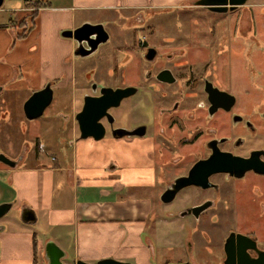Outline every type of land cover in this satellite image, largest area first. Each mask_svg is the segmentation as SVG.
<instances>
[{
	"label": "crops",
	"instance_id": "0c3cea01",
	"mask_svg": "<svg viewBox=\"0 0 264 264\" xmlns=\"http://www.w3.org/2000/svg\"><path fill=\"white\" fill-rule=\"evenodd\" d=\"M191 2L25 0L13 10L2 5L0 86L5 89L0 88L20 95L24 104L34 91L52 82L55 97H69L64 104L68 99L74 102L84 61L78 65L77 42L64 36V31L85 22H109L114 27L113 20L121 18L126 24L123 32H130L138 15ZM125 53H131L129 48ZM55 128L50 131L59 133ZM38 135L46 140L50 157L43 152L35 157L30 151L0 179V203L12 202L16 210L0 223V264H47L45 246L50 240L64 250L68 264L73 259L96 263L103 258L153 264L154 245L147 230L154 201L145 192L146 182L131 178L147 171L145 165L134 163V148L118 145L113 138L83 140L73 133L72 141L65 144L61 132L54 142L44 138L42 131ZM29 146L24 144V150ZM24 209L33 212L35 221L22 220ZM213 234L207 230L201 236L204 239L191 240L198 255L191 254L192 259L182 264H222L218 257L207 254L217 248L211 244Z\"/></svg>",
	"mask_w": 264,
	"mask_h": 264
},
{
	"label": "flooded vegetation",
	"instance_id": "af4514ba",
	"mask_svg": "<svg viewBox=\"0 0 264 264\" xmlns=\"http://www.w3.org/2000/svg\"><path fill=\"white\" fill-rule=\"evenodd\" d=\"M197 1L192 0L185 7H202L211 13L228 14L244 5L218 12L206 5L197 4ZM151 18L145 13L138 15L131 32L114 31L115 34L112 36L113 34L106 29L107 41L100 43L88 56L95 55L102 44L109 42L112 43L113 60L116 54L122 53L124 48H129L131 53L127 54L125 60L131 65L130 82L127 81L125 72H119L117 62L113 65L112 73L105 71V78L96 75L97 67L100 65L98 60L94 63L83 62V76L76 87L82 89L80 104L78 107L75 104V94L74 102L71 99L65 102L67 111H63L57 117L60 119L58 130L64 134L61 141L69 144L73 133L75 138H81L80 125L75 117L84 109L86 97L97 98L101 96L102 88L106 87L113 89L134 87L136 89L131 94L123 97L117 106L108 108V114L105 113L99 119L105 130L104 137L99 140L90 136L81 139L101 141L113 138L118 145L134 148L136 151L134 163L145 165L147 171L145 175L136 172L131 178L138 183L145 181L147 189L145 192L150 197L161 200L163 196H168V193L173 191L172 186L176 180L188 176L196 163L208 159L215 151L229 152L244 158L253 155L260 163H264V110L258 112V121H255L252 115L236 108L238 96L227 86L231 75L226 69L232 66L231 61L220 62V55L227 53V58H231V54L240 55V61L245 63L247 51L243 53L241 48L239 51L230 52V47L218 49L203 46L193 50L188 41L186 45L183 42L194 33L155 30V19ZM242 25L243 20H240L238 28L241 38L246 37ZM83 45L86 46V43L83 42ZM134 70L137 71V75L133 73ZM50 84L53 87L54 84L52 82ZM22 111L26 117L24 109ZM84 123L87 121L84 120ZM86 129L90 130L89 127ZM22 134L24 129L21 127L20 135ZM24 140L20 141V154L14 158L9 156L17 160L18 164L29 156L30 151L35 157L40 152L50 157L51 150L44 143L46 140L42 142L39 135L33 137L31 146L24 143ZM24 144L29 146L28 151L24 150ZM249 175L264 179V174L252 169L247 170L242 177L224 171L213 172L208 176L207 187L188 185L178 190L171 201L161 200L163 203L172 204L178 199L180 204L176 203L177 213L182 217L191 216L195 221L194 224L185 226L204 229L202 220L208 214L214 230L222 229L223 226L229 227V233L223 241L222 253L218 255L222 264L228 256L225 250L226 239L234 229L227 223L218 222L216 213L219 208L218 202L225 197H222V194H225L222 192L225 186L233 181L243 180ZM256 193L262 194L263 191L258 190ZM202 204H207L208 207L199 215H195L191 209ZM247 235L256 240L259 249L264 250V246L259 244L254 235ZM187 249L193 252L191 242ZM229 251L238 259V249L232 251L229 248ZM248 252L250 256H258L254 249H249ZM216 254L215 252L213 256L217 257Z\"/></svg>",
	"mask_w": 264,
	"mask_h": 264
},
{
	"label": "rangeland",
	"instance_id": "374dc122",
	"mask_svg": "<svg viewBox=\"0 0 264 264\" xmlns=\"http://www.w3.org/2000/svg\"><path fill=\"white\" fill-rule=\"evenodd\" d=\"M24 1L6 0L3 6L12 10L19 9ZM9 14H14V12L9 11ZM150 15L152 16H148V14L146 16L155 19V30H177L194 33L190 34L191 37L186 38V41L183 42L185 45L189 42L190 48L193 50L203 46L217 47L218 49L230 47V52L239 51L241 48H243V53L247 51L248 54L244 58L245 63L240 61V55L231 54L232 57L227 58V53L220 55V62L231 61L232 66L226 69L231 75L227 86L238 96L236 108L244 110L247 114L252 115V119L258 121V112L264 110V0H248L243 6L228 14L211 13L202 7L183 6L155 11ZM240 20H243L242 29L246 33V37L242 38L238 28ZM108 23L104 22V26L113 34L112 36L115 34L113 32L116 31L113 29L116 28L122 32L126 28L125 21L121 18L113 20L115 28L109 26ZM125 51L124 48V51L116 54L113 60L112 43L102 44L95 55L83 59H81L82 57L77 58L78 65L81 66L82 61L94 63L98 60L100 65L97 67L96 75L105 78V71L112 73L113 65L117 62L119 72H125L126 79L130 82L131 65L125 60L127 57ZM217 69L219 70L220 67ZM133 73L137 75L136 70ZM81 75L83 76V72ZM139 75L140 73L137 78ZM3 90L0 91V100L2 101V103L0 102L1 152H5L12 158L18 156L20 154V141L25 139L23 142L31 145L33 137L38 136L41 131L45 134L44 138L48 137L49 142L56 140L60 129L59 133L50 130L52 127L59 128L60 119L58 120L57 117L63 111H67L62 102L69 97L59 99L56 95L42 116L36 119H28L23 116V100L19 97L20 95ZM81 91L80 88L76 89L75 104L77 107L80 104ZM21 127L22 130L24 129L22 135H20ZM7 170H9V166L0 162V179L3 178L2 174ZM258 190L263 191V193H256ZM222 192L225 193L222 194V197H225L218 202L219 208L216 210L218 222L227 223L235 232L254 235L259 244L264 246V179L249 175L243 180L231 182L223 188ZM152 200L154 202L147 234L153 240V264H162L165 260H168L169 264H182L192 259L191 254L193 256L198 255L197 250L189 251L187 245L191 240L195 241L198 238L202 240L203 237L201 236L207 230H210L211 235L214 233V227L210 225V215L207 214L203 217V228H206L203 232L194 229L192 226H185V224L192 225L195 221L191 216L182 217L177 213L176 203L180 204L178 199L172 204L163 203L159 198H152ZM15 214L16 210L11 208L6 215L0 218V223L5 222ZM228 233V226L215 230L211 244L217 248L213 249L212 254H207L213 255L216 252L218 257L222 253L223 241ZM204 255L205 253L202 255L203 258ZM211 264L216 263L211 261Z\"/></svg>",
	"mask_w": 264,
	"mask_h": 264
},
{
	"label": "water",
	"instance_id": "95a60500",
	"mask_svg": "<svg viewBox=\"0 0 264 264\" xmlns=\"http://www.w3.org/2000/svg\"><path fill=\"white\" fill-rule=\"evenodd\" d=\"M248 0H198L196 3L206 5L209 9L225 12L228 9H233L237 5H243ZM4 0H0V7L3 5ZM66 37L73 38L78 46L75 54L77 56L85 57L93 53L98 45L107 41L108 32L104 23H91L85 22L82 25L72 30H66L62 33ZM86 43V46L83 45ZM136 88L127 87L123 89L102 88L101 96L97 98L88 99L86 97V104L82 111L76 114V120L80 125L81 138L93 137L96 140L104 137V127L99 119L107 113V109L112 106H117L120 100L131 94ZM1 90V88H0ZM54 96V90L51 84H46L42 89L34 91L29 98L24 102L23 109L28 119H36L43 115L45 109L51 104ZM234 97V96H233ZM108 114V113H107ZM86 118V119H85ZM84 120L87 123H84ZM86 127L90 130L87 131ZM0 162L12 168L18 165V161L10 158L4 152L0 151ZM254 170L257 173L264 174V163H260L259 159L255 156L244 158L234 155L229 152L215 151V154L206 160H201L194 165L190 173L186 177H182L175 181L173 184V191L168 193V196H163V202L171 201L175 193L181 188L188 185H197L207 187L209 174L213 172H229L230 175L242 177L247 170ZM12 202L0 203V218L6 215L12 208ZM207 204L196 206L191 210L195 215H199L201 211L207 208ZM22 220L25 222L35 221V216L31 210L24 209L22 212ZM238 249L239 257L235 258L234 253L229 251ZM254 249L258 256H250L248 250ZM225 250L227 258L224 264H264V250H261L256 245V240L247 234L232 231L227 237L225 242ZM45 254L47 264H68L64 261L66 253L54 241L50 240L46 243ZM70 264H132L129 261H123L115 258H103L96 263L85 262L82 260L73 259Z\"/></svg>",
	"mask_w": 264,
	"mask_h": 264
},
{
	"label": "trees",
	"instance_id": "16d2710c",
	"mask_svg": "<svg viewBox=\"0 0 264 264\" xmlns=\"http://www.w3.org/2000/svg\"><path fill=\"white\" fill-rule=\"evenodd\" d=\"M35 15V13H33V16ZM23 35V34H22Z\"/></svg>",
	"mask_w": 264,
	"mask_h": 264
}]
</instances>
